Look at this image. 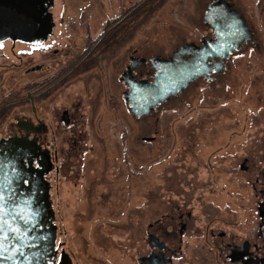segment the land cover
<instances>
[{
    "label": "rangeland",
    "instance_id": "rangeland-1",
    "mask_svg": "<svg viewBox=\"0 0 264 264\" xmlns=\"http://www.w3.org/2000/svg\"><path fill=\"white\" fill-rule=\"evenodd\" d=\"M135 1L55 0V62L83 52L86 33L96 36L107 19ZM210 1L167 0L146 12L130 28V38L117 41L96 69L79 73L42 102L47 122L56 125L55 144L65 164L52 182L56 222L75 256L124 264L142 225L166 211L172 195L188 187L184 183L203 187L195 191L205 200L193 202L200 225L203 206L218 213L238 200L234 171L240 163L264 161V0H233L249 18L255 41L235 52L220 76L201 77L142 118L131 115L123 99L120 75L128 56L136 51L168 57L185 42L200 44L210 34L203 19ZM153 72L150 63L137 69L148 78ZM29 81L30 46L0 43V104L16 94L25 97ZM70 105L82 115L66 126L54 112ZM13 108L0 125V138L11 136L17 120L30 114L26 100ZM243 177L245 185L248 176Z\"/></svg>",
    "mask_w": 264,
    "mask_h": 264
},
{
    "label": "flooded vegetation",
    "instance_id": "flooded-vegetation-1",
    "mask_svg": "<svg viewBox=\"0 0 264 264\" xmlns=\"http://www.w3.org/2000/svg\"><path fill=\"white\" fill-rule=\"evenodd\" d=\"M144 1L145 0L135 1V3L126 6L124 9L122 8L117 15H112L113 17L107 19V24L96 36L93 37L91 34L86 33V46L84 51L71 55L69 61H62V59H60L58 63L55 62L56 55L59 54L60 49L52 47L55 43L54 32L49 37L48 41L42 44L13 43L12 40L5 41L11 42L13 47H16L17 44L30 46V81L27 85L28 90L26 96L19 97V95L16 94V98L7 103L0 104V110L9 105L15 108L23 104L24 100H26V102L30 104V114L17 120L16 128L13 129L14 131L11 132V136L9 137L29 135L30 139H36V143L40 145V149L37 150V156L39 158L42 157L43 151L47 150L49 152L52 169L45 178L49 183L51 205L54 210L55 223L57 225L55 250L49 264H64L61 259L62 254L68 255L72 264L114 263L112 259L107 258H87V254L84 255L83 253H81L80 256H75L68 249L67 243L61 240L60 229L56 222L57 212L53 201L52 182L61 175L65 168V164L62 162L60 163L59 159L62 153L55 144L57 136L56 125L51 124V126L50 123L47 122L48 114L44 115L43 112L45 110L40 106L43 101L47 99L49 101L51 95L58 92L62 86L66 87L68 82L76 75L81 72L88 73L93 71L98 67L102 58L112 55L114 52L113 48L115 47V40L125 41L130 38V28L136 25L137 20L141 17L144 18L146 14V5ZM216 1L218 0H211L208 3L203 18L204 22L209 26L210 34L203 36L200 44L185 42L176 49L184 44L194 43L201 47L205 45L202 51V55H205L216 47L217 41L223 40L221 38L223 36L224 44L222 45L225 49L229 50V46H232L237 40H243V29L245 25H247L248 31L252 34L253 40L251 43L255 41V32L249 22V18L246 17L245 13L238 5L233 2V0H226V3L221 4L216 3ZM226 4L231 5L232 9L238 13L240 18L235 13L230 12ZM53 8L54 6L51 8V11ZM218 28L223 31L221 35H218ZM251 43L242 49L231 50L226 60L225 67L230 57L235 52L246 49ZM174 51L171 56L165 58L173 57ZM38 54L39 56H37ZM134 57L143 56L137 55L136 51L129 55L126 67L121 75L128 72L131 60ZM153 57H144L148 60L136 65L132 69L131 75L135 80L156 81L158 69L152 62ZM192 57V54L184 55L185 59H190ZM179 60L182 61L181 58H179ZM207 62L213 65L214 59L208 57ZM148 63H150L154 69L152 78L137 74V69ZM213 74L217 76L221 75L217 74L215 70H211L210 77L207 79H213ZM121 75L120 80L126 86V90L122 94L123 99L127 105V110L131 113L129 110L131 104L127 102V98L131 99L129 95L132 89H137L138 86L135 82H132L130 72L127 73L126 78L124 76L122 79ZM201 77L204 76L198 77L191 82L188 87ZM180 94L171 95L170 98ZM125 95H128L127 98ZM140 95L144 96L143 94ZM170 98L168 100H170ZM132 100L133 97L131 101ZM168 100H166V102ZM133 106L139 107L137 104L132 103V107ZM157 107L160 106H155L150 114ZM8 110L9 109H5L4 112ZM80 112L81 110L79 107L76 108L74 105H70L69 107L60 108L55 111L54 118H57L58 122L62 121L64 125L70 126L72 122L75 123L79 121L82 115ZM64 119H68V123H66ZM74 132H76V130ZM143 140L152 141L154 137H144ZM243 163L244 161L240 163L238 169L236 168L237 171H234L236 174H239L237 182L238 200L236 199L231 203H225L218 213L214 210L209 211L203 206V209H200V214L203 216L202 224L198 225V220H196L197 213L195 212V207H193V202L196 199L200 201L205 200L203 193L197 194V191H195L198 189L203 190V187L200 188V183L194 180H192L190 184L184 183L185 186H188L183 189L185 193L182 192L181 194H177L179 196L176 197L172 195L168 209L164 212H159L161 210L157 211L156 215L159 214L154 220L142 225L140 230V241L133 244V249L129 251L131 256L125 260L124 264H264V161L251 162L249 165L247 159L244 165ZM244 175L248 176V179L245 180V185L243 184ZM229 195L234 198L233 194Z\"/></svg>",
    "mask_w": 264,
    "mask_h": 264
},
{
    "label": "water",
    "instance_id": "water-1",
    "mask_svg": "<svg viewBox=\"0 0 264 264\" xmlns=\"http://www.w3.org/2000/svg\"><path fill=\"white\" fill-rule=\"evenodd\" d=\"M226 2L216 1L220 4ZM53 6L54 0H0V43L7 40L26 44L47 42L55 27ZM226 7L238 16L231 5L226 4ZM243 30V40H237L229 50L222 45V36L223 40L217 41L216 47L205 55H202L205 45L201 47L192 43L176 49L171 58L153 57L152 62L158 69L155 82L132 77V69L148 60L132 58L128 72L138 88L132 89L129 95L131 99L133 97L132 101L125 95L131 104L132 115L138 118L150 114L155 106L164 104L171 95L182 93L198 77L209 78L211 70L221 74L231 50L242 49L252 42L247 25ZM222 33L218 28V35ZM185 54L193 57L185 59ZM208 57L214 59L213 65L207 62ZM127 73L121 78H126ZM132 103L139 107H132ZM64 120L68 123V119ZM39 149L36 139H30L29 135L0 138L1 264H49L52 260L57 225L49 183L45 178L52 169V162L47 150L39 158ZM246 162L247 159L243 165ZM61 259L64 264H72L68 255L62 254Z\"/></svg>",
    "mask_w": 264,
    "mask_h": 264
},
{
    "label": "trees",
    "instance_id": "trees-1",
    "mask_svg": "<svg viewBox=\"0 0 264 264\" xmlns=\"http://www.w3.org/2000/svg\"><path fill=\"white\" fill-rule=\"evenodd\" d=\"M167 0H145V5H146V12L148 14L152 13V11L154 9H156V7H160L162 4H164V2H166ZM117 42V40H115V43ZM10 108H12L11 105L9 106H6L4 108H2L0 110V125L2 124V121L5 120V118L7 117L8 113H9V110ZM5 109H9L8 111L4 112ZM4 122V121H3Z\"/></svg>",
    "mask_w": 264,
    "mask_h": 264
}]
</instances>
